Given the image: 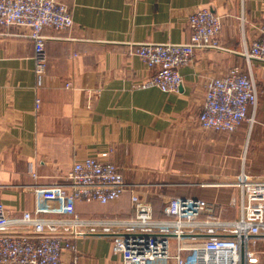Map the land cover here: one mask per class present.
<instances>
[{
  "label": "crops",
  "instance_id": "0c3cea01",
  "mask_svg": "<svg viewBox=\"0 0 264 264\" xmlns=\"http://www.w3.org/2000/svg\"><path fill=\"white\" fill-rule=\"evenodd\" d=\"M74 24L45 28L48 65L35 70L28 30L0 25V200L18 216L37 204L36 187L62 182L75 160L116 162L126 182L164 217L174 195L203 197L222 219L242 214L244 170L264 175V64L246 56L261 36L264 0H61ZM209 6L221 18V48L198 49L180 68L179 91L141 87L153 73L133 53L144 42L183 43L189 15ZM238 66L253 75L258 105L234 132L203 130L198 116L212 77ZM71 83L68 86L67 83ZM131 190L118 200L77 202L83 216L136 215ZM57 205V204H56ZM77 264H122L108 235L73 238ZM173 250H176L173 247Z\"/></svg>",
  "mask_w": 264,
  "mask_h": 264
},
{
  "label": "built area",
  "instance_id": "2783aa9c",
  "mask_svg": "<svg viewBox=\"0 0 264 264\" xmlns=\"http://www.w3.org/2000/svg\"><path fill=\"white\" fill-rule=\"evenodd\" d=\"M73 24L71 10L61 0H0V25L28 30L38 75L48 65L45 28L67 30ZM189 24L188 42H144L133 48L155 70L141 87L179 91L180 68L192 62L197 50L221 48L222 21L214 9L194 10ZM260 29L261 36L245 56L264 64V24ZM257 105L256 79L234 66L207 81L198 120L203 130L234 132L245 120L253 122L249 110ZM233 184L243 193L238 219H222L216 203L183 195L171 196L165 201V216L155 217L148 199L126 182L116 162L75 160L64 181L35 188V209L14 216L0 200V264H77V256L67 259L65 254L77 250L74 237L87 234L113 237L122 264H264V175L241 172ZM128 190L134 217L83 216L77 210L78 201L106 204Z\"/></svg>",
  "mask_w": 264,
  "mask_h": 264
},
{
  "label": "rangeland",
  "instance_id": "374dc122",
  "mask_svg": "<svg viewBox=\"0 0 264 264\" xmlns=\"http://www.w3.org/2000/svg\"><path fill=\"white\" fill-rule=\"evenodd\" d=\"M243 172L251 175V176H256V175H262V174H259V173H255V172H249L248 170H244ZM233 183V182H232ZM168 200V199H167ZM164 206H165V203H164Z\"/></svg>",
  "mask_w": 264,
  "mask_h": 264
}]
</instances>
